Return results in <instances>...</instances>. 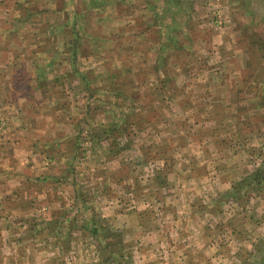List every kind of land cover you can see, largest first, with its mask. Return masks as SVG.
Masks as SVG:
<instances>
[{"label": "rangeland", "instance_id": "rangeland-1", "mask_svg": "<svg viewBox=\"0 0 264 264\" xmlns=\"http://www.w3.org/2000/svg\"><path fill=\"white\" fill-rule=\"evenodd\" d=\"M18 1L0 0V109L26 123L0 120V264H264V185L235 190L264 156V0H192L185 71L184 27L144 0Z\"/></svg>", "mask_w": 264, "mask_h": 264}, {"label": "trees", "instance_id": "trees-1", "mask_svg": "<svg viewBox=\"0 0 264 264\" xmlns=\"http://www.w3.org/2000/svg\"><path fill=\"white\" fill-rule=\"evenodd\" d=\"M27 1V3L25 4V6L30 7L34 4V0H24ZM148 10H150L151 13H153V23H154V27L155 26H160L162 29H165L166 26H168L167 24H169L171 22V25L176 26L177 27V32L178 29L180 27V25L182 24V27H184L183 31L181 32L182 37L177 36V39L174 37H170V42L169 45L171 44H175L174 48H177V50L174 51V53L178 56H176V59L179 63V65L181 66V64L183 65V70L185 71L186 66H190L192 62L187 64V55H186V49L183 48V45H185L184 43L188 42L191 43L190 39H188V37H191L194 41V37L193 35H191V31L193 29L192 27V19H191V11L193 8V3L192 0H144ZM95 5H96V9L98 10L103 4H99V0H94ZM104 2V0L102 1V3ZM18 7L20 8H24V4H22V2L18 1L17 2ZM65 6H68V4L65 3ZM34 7H37V3ZM28 9V8H27ZM95 10V9H94ZM28 13L29 11L26 10ZM90 13H92V9H89ZM74 17H77L79 14L77 13V7L74 8L71 12H70ZM86 13L88 14L87 10ZM97 13H101L99 11H97ZM168 15V16H167ZM167 16V17H166ZM181 21V22H180ZM171 25L169 27H171ZM157 28V27H156ZM185 31V34L183 35V32ZM187 33H190V36H186ZM92 35V34H90ZM180 37V40H179ZM168 45V43H166ZM75 47V51L78 52L81 49V46ZM170 56H172V54H170V52L168 53L167 56V60L169 61ZM199 62V61H198ZM194 64V62H193ZM159 67V66H158ZM158 67H154V75L157 76L158 78H160V75H158V73H155V69H157ZM264 83V82H263ZM254 101H256L257 103H261L262 107H264V94H257L256 95V100L254 98ZM92 140V139H91ZM92 144V150L95 149L97 147V143L91 142ZM112 146L114 144H111ZM116 147H118L119 145H115ZM262 162H261V166L260 168H258L255 172H253L252 174H250V176L243 178L242 181L238 182L235 186H236V191L240 192L242 194V188L243 186L245 188H247L249 190V188H251L252 190H250V192H255L257 193V195L260 194V191L262 190V187L264 185V156L262 158ZM249 192V193H250ZM240 199V198H239ZM98 216L92 214L90 217H86V231H89L91 234L95 235H99V233L101 231L105 232V228L102 226V222H100V219L97 218ZM107 233V232H105ZM109 238V237H108ZM262 246H264V243L262 244ZM106 248H109L106 247ZM120 253V252H118ZM117 252H113V251H108L106 249L105 253L102 254V257L104 259V261L110 260L111 258H113V260L117 263L118 261H121V257L120 254L118 256ZM260 253H264L263 248L260 249ZM108 262V261H107ZM121 264V263H120Z\"/></svg>", "mask_w": 264, "mask_h": 264}, {"label": "crops", "instance_id": "crops-1", "mask_svg": "<svg viewBox=\"0 0 264 264\" xmlns=\"http://www.w3.org/2000/svg\"><path fill=\"white\" fill-rule=\"evenodd\" d=\"M16 85V84H15ZM17 86V85H16ZM17 91V90H16ZM19 91V90H18ZM22 92H17V95H20ZM18 97V96H17ZM17 107L15 108V112L12 114V116H10L9 115V113H7V112H4L3 110H1L0 109V116H2V118L0 117V120L2 119V121H4L5 123L4 124H2V125H6L7 127V131H8V133H13V131H15L14 129H12L11 128V124H13V125H15V124H17L16 125V127L17 128H20L21 130H20V135L22 136L24 133H25V128H26V123L23 121V118H22V116H21V112L20 111H17ZM2 113H4L3 115H2ZM11 118V119H10ZM7 122V123H6ZM1 125V124H0ZM6 130L3 132V137H5L6 136ZM18 131V130H17ZM21 138V137H20ZM9 147L6 145V144H4V146H3V148H1L0 147V149L2 150V152H0V154L2 153V159H0V179L1 180H3L5 177H7L8 176V174L10 173V171L5 167V162H6V158H8V154H7V149H8ZM11 149V148H10ZM12 150V149H11ZM14 152H15V150H14ZM10 155H12V154H10ZM18 156H19V154H16L15 156H12V158L14 159V160H18L19 158H18ZM1 158V157H0ZM18 162H19V160H18ZM14 175V174H13ZM6 186V185H5ZM5 186H4V184H0V190H2V189H4L5 188ZM5 203V202H4ZM5 205V204H4ZM25 215V214H24ZM246 247H248V248H250V247H252V244H250V245H246ZM194 248V247H193ZM192 248V249H193ZM192 249H187V248H178V249H176V253L173 255V259H168V264H178V263H183V262H185V260L186 259H183V258H181V257H178V258H176V256H177V254H181V256H186V255H189L190 256V258H192V260L193 261H196L198 258H199V256H197V255H191L190 254V251L192 250ZM204 250V249H203ZM195 258V259H194ZM233 260V259H232ZM177 261V262H176ZM233 262V261H232Z\"/></svg>", "mask_w": 264, "mask_h": 264}]
</instances>
